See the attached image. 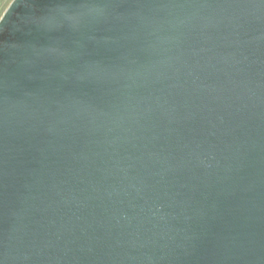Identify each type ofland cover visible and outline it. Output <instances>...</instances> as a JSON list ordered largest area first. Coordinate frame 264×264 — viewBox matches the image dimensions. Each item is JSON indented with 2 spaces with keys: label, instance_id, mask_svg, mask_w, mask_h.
<instances>
[{
  "label": "water",
  "instance_id": "water-1",
  "mask_svg": "<svg viewBox=\"0 0 264 264\" xmlns=\"http://www.w3.org/2000/svg\"><path fill=\"white\" fill-rule=\"evenodd\" d=\"M0 264H264V0H11Z\"/></svg>",
  "mask_w": 264,
  "mask_h": 264
},
{
  "label": "trees",
  "instance_id": "trees-1",
  "mask_svg": "<svg viewBox=\"0 0 264 264\" xmlns=\"http://www.w3.org/2000/svg\"><path fill=\"white\" fill-rule=\"evenodd\" d=\"M11 0H0V17Z\"/></svg>",
  "mask_w": 264,
  "mask_h": 264
}]
</instances>
